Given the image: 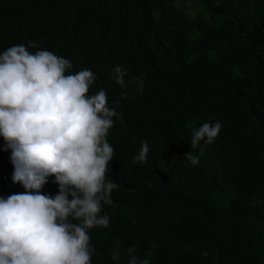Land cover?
I'll return each mask as SVG.
<instances>
[{"label":"trees","instance_id":"1","mask_svg":"<svg viewBox=\"0 0 264 264\" xmlns=\"http://www.w3.org/2000/svg\"><path fill=\"white\" fill-rule=\"evenodd\" d=\"M176 1L0 0V52L31 41L93 68L110 106L115 66L143 81L124 89L107 137L117 188L109 226L89 230L92 264H117V239L119 264L132 246L150 264H264V0H201L207 17ZM217 121L214 141L191 149L192 132ZM5 173L0 158V186Z\"/></svg>","mask_w":264,"mask_h":264},{"label":"clouds","instance_id":"2","mask_svg":"<svg viewBox=\"0 0 264 264\" xmlns=\"http://www.w3.org/2000/svg\"><path fill=\"white\" fill-rule=\"evenodd\" d=\"M77 67L31 41L0 52V158L6 171L0 186V264H92L89 230L109 226L110 217L101 212L113 205L117 184L107 178L114 157L107 137L122 117L117 109L127 98L124 89L130 84L142 89L143 81L126 83L128 70L115 66L110 78L122 91L110 106L106 90L96 89L94 69L77 72ZM221 128L219 121L204 122L192 132L191 149L201 141L211 144ZM148 152L144 140L134 162L146 163ZM185 157L199 163L190 151ZM11 172L21 193L7 185ZM52 180L58 185L54 197ZM126 254L127 264H150L136 255L135 246ZM110 255L119 264L118 239Z\"/></svg>","mask_w":264,"mask_h":264},{"label":"rangeland","instance_id":"3","mask_svg":"<svg viewBox=\"0 0 264 264\" xmlns=\"http://www.w3.org/2000/svg\"><path fill=\"white\" fill-rule=\"evenodd\" d=\"M178 5H186V7L191 15H195L196 13L200 16H207L210 13V7L202 4L201 0H178L176 2ZM191 8H194L191 10ZM188 12V11H187ZM219 200L218 197H216Z\"/></svg>","mask_w":264,"mask_h":264}]
</instances>
